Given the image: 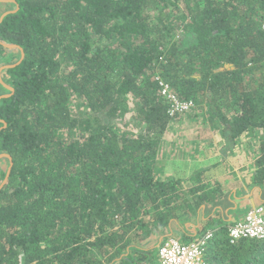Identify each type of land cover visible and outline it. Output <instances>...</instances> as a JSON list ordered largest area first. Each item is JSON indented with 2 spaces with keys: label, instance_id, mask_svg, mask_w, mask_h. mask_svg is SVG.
I'll use <instances>...</instances> for the list:
<instances>
[{
  "label": "trees",
  "instance_id": "trees-1",
  "mask_svg": "<svg viewBox=\"0 0 264 264\" xmlns=\"http://www.w3.org/2000/svg\"><path fill=\"white\" fill-rule=\"evenodd\" d=\"M7 11L0 68L20 59L3 45L24 58L1 71L0 264L149 263L153 230L209 200L159 165L178 124L228 148L250 138L264 185V0H0ZM159 82L193 108L170 117ZM227 231L206 263L264 264V239Z\"/></svg>",
  "mask_w": 264,
  "mask_h": 264
},
{
  "label": "crops",
  "instance_id": "crops-1",
  "mask_svg": "<svg viewBox=\"0 0 264 264\" xmlns=\"http://www.w3.org/2000/svg\"><path fill=\"white\" fill-rule=\"evenodd\" d=\"M210 133L213 134L207 127L203 132L205 141H194L189 145L190 155L183 159L185 161L166 158L167 163L163 166L168 177L181 180L182 190L187 194L194 186H204L209 200L199 207L192 204L186 214L171 219L165 234L153 230L145 239L148 247H143L145 250H156L147 264H159L157 253L163 240L172 237L188 243L204 233L210 232L213 236L216 229L223 226L229 228L242 221L250 208L264 203V185H256L252 180L254 159L241 160L237 150L240 144L228 148L217 137L214 141L206 138V134ZM196 134L197 139L199 133Z\"/></svg>",
  "mask_w": 264,
  "mask_h": 264
},
{
  "label": "built area",
  "instance_id": "built-area-1",
  "mask_svg": "<svg viewBox=\"0 0 264 264\" xmlns=\"http://www.w3.org/2000/svg\"><path fill=\"white\" fill-rule=\"evenodd\" d=\"M161 95L168 105V115L175 117L193 108L192 101H181L169 87L159 82ZM230 243L241 239H264V203L250 208L242 221L230 226L227 231ZM212 238V233H204L197 240L182 243L176 238L163 240L158 247L159 264H208L204 261L206 245Z\"/></svg>",
  "mask_w": 264,
  "mask_h": 264
},
{
  "label": "rangeland",
  "instance_id": "rangeland-1",
  "mask_svg": "<svg viewBox=\"0 0 264 264\" xmlns=\"http://www.w3.org/2000/svg\"><path fill=\"white\" fill-rule=\"evenodd\" d=\"M3 11V10H1ZM70 109L73 115H78L81 110V104L76 100L72 99L70 102ZM181 124H178L176 128H171L166 136L163 137L162 144L160 146V157H159V165L164 168V164H166V158H175L176 161H185L183 159L187 158L190 155L189 148L190 144H193L194 141L201 142V140L205 141V134H203L206 129L205 125H190L186 126L187 128L181 127ZM210 130V129H209ZM199 133V136L196 139V133ZM212 132V130H211ZM206 134V138H209L210 141H214V137H217L214 134ZM219 141V139L217 138ZM240 144V145H239ZM239 146L237 150L239 154H241V160L245 159H254L255 152H253V141H250V138L243 139L239 142ZM2 161V160H1ZM184 162L183 164H185ZM6 163L3 161L0 164V167H5ZM165 170V168H164Z\"/></svg>",
  "mask_w": 264,
  "mask_h": 264
},
{
  "label": "water",
  "instance_id": "water-1",
  "mask_svg": "<svg viewBox=\"0 0 264 264\" xmlns=\"http://www.w3.org/2000/svg\"><path fill=\"white\" fill-rule=\"evenodd\" d=\"M5 2H8V1H5ZM9 13H12V12L11 11H7V12L3 13L1 15V17H0V22L3 19V17L6 16V15H8ZM3 46L6 47V48H8V49H15L16 48V49H19V51H20V59H19V61L17 63L12 64V65H6V66L0 68V84L3 85L8 91H10L12 93L13 92V89L11 87L7 86L3 82L2 78H1V71L3 69L13 68L16 65H18L22 61V59L24 58V53H23V51L20 48H17L16 46H9V45H3ZM9 96H10L9 94L2 95V96H0V99H2V98H8ZM0 130H1V128H0ZM0 159H7L9 161V167H8V169L6 171L4 180L0 184V191H1L2 187L6 184V182L8 180V177H9V174H10V170H11V167H12V159H11V157L8 154H0Z\"/></svg>",
  "mask_w": 264,
  "mask_h": 264
}]
</instances>
